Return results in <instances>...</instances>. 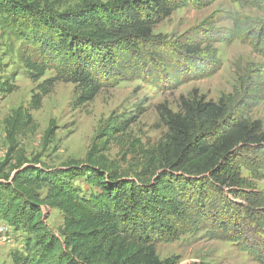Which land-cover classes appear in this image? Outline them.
Returning <instances> with one entry per match:
<instances>
[{
    "label": "trees",
    "instance_id": "obj_1",
    "mask_svg": "<svg viewBox=\"0 0 264 264\" xmlns=\"http://www.w3.org/2000/svg\"><path fill=\"white\" fill-rule=\"evenodd\" d=\"M215 1L80 0L59 11L50 0H0L3 21L19 30L18 62L32 82L41 80L28 108H17L6 123L0 220L27 234L12 264H178L176 257L160 260L156 245L198 234L264 264V192L255 185L263 178L264 131L251 117L264 102V0H232L261 17L216 10L180 35L154 34L176 10ZM224 21L230 26L217 27ZM234 41L261 61L235 69L232 91L216 101L192 90L179 98L177 112L158 105L166 133L142 154L133 178L104 154L144 111L141 103L100 120L83 161L48 167L18 160L4 173L15 135L35 127L30 112L55 84L73 85L75 108L122 82L172 90L216 75L222 63L215 45ZM47 71L54 75L43 79ZM14 89L13 76L0 75V94ZM52 130L50 124L46 137ZM80 179L95 192L82 194ZM44 210L61 214L58 234L46 227Z\"/></svg>",
    "mask_w": 264,
    "mask_h": 264
},
{
    "label": "rangeland",
    "instance_id": "obj_2",
    "mask_svg": "<svg viewBox=\"0 0 264 264\" xmlns=\"http://www.w3.org/2000/svg\"><path fill=\"white\" fill-rule=\"evenodd\" d=\"M79 1L50 0L59 11L74 7ZM216 10L239 12L251 17L263 16L254 9L240 7L232 0H216L205 8L176 10L154 28V34L170 37L180 35ZM3 19L0 15V75H12L15 89L9 95L0 94V164L5 162L9 151L7 119L17 108H28L31 91L41 82H32L18 62L17 51L21 45L19 30L11 28ZM229 26L230 23L224 21L217 27ZM215 48L222 63L216 75L199 82L183 84L172 90H160L138 80L122 82L100 92L92 102L75 108L72 102L73 85L55 84L51 93L43 99L41 108L30 112L35 127L21 130L15 135L16 148L13 155H10L4 173L9 174L18 160H35L48 167H57L71 160L83 161L99 121L106 119L113 111L128 112L141 103L144 111L136 116L135 122L118 140L108 145L104 154L108 160L118 163L122 173L133 178L143 163L142 154L155 150L166 133L157 114L158 105L165 104L169 110L177 112L179 98L188 97L192 90H196L198 96H204L206 100L216 101L220 95L232 91L236 84L235 69H243L249 62L261 61L247 46L237 41L216 44ZM53 75V71H47L43 79ZM251 117L262 122L264 131V102L253 110ZM50 124L53 125V130L46 137L45 132ZM262 174V180L255 185L264 192V168ZM75 185L86 196L95 192L81 179ZM44 222L52 233L58 234L62 227V216L56 210H44ZM26 238L27 234L23 230L13 228L0 220V264H12L10 255L21 250ZM156 254L160 260L176 257L179 259L178 264H258L233 244L210 240L203 234L182 235L173 241L158 243Z\"/></svg>",
    "mask_w": 264,
    "mask_h": 264
}]
</instances>
